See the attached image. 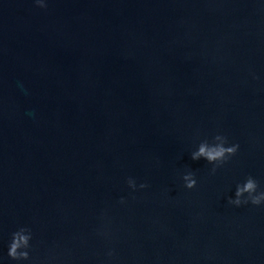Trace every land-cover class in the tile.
I'll return each instance as SVG.
<instances>
[{
	"label": "water",
	"instance_id": "1",
	"mask_svg": "<svg viewBox=\"0 0 264 264\" xmlns=\"http://www.w3.org/2000/svg\"><path fill=\"white\" fill-rule=\"evenodd\" d=\"M44 3L0 0V264H264V204L227 203L264 189V0Z\"/></svg>",
	"mask_w": 264,
	"mask_h": 264
},
{
	"label": "clouds",
	"instance_id": "2",
	"mask_svg": "<svg viewBox=\"0 0 264 264\" xmlns=\"http://www.w3.org/2000/svg\"><path fill=\"white\" fill-rule=\"evenodd\" d=\"M41 8L46 7L44 0H34ZM239 145L236 143L229 144L228 138L220 133L212 137V142L207 139L201 140L196 149L190 153L191 159L199 160L203 158L212 165L210 174H215L217 168L226 163L238 151ZM184 187L192 189L196 186L197 180L195 172L187 171L181 176ZM130 188L137 187L133 178L127 179ZM139 188H146V183H141ZM123 202V198H121ZM227 203L237 207L244 204L261 205L264 204V189L260 188L259 181L251 175L245 177L243 182L237 183L234 196L227 197ZM32 239V231L27 226L18 227L11 233V239L8 244L7 255L12 260L21 261L29 259V249L31 248L30 240ZM108 255H112L111 252Z\"/></svg>",
	"mask_w": 264,
	"mask_h": 264
}]
</instances>
